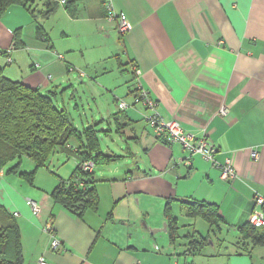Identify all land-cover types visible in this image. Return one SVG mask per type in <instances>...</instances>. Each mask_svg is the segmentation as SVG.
<instances>
[{
	"label": "crops",
	"instance_id": "obj_1",
	"mask_svg": "<svg viewBox=\"0 0 264 264\" xmlns=\"http://www.w3.org/2000/svg\"><path fill=\"white\" fill-rule=\"evenodd\" d=\"M113 3L116 11L127 15L126 33L108 20L105 0H32L27 6L10 7L0 18L4 75L51 93L69 113L72 108L85 112L84 101L91 107L104 90L112 92L114 104L110 99L101 103L86 127L95 126L99 137L102 132L117 135L113 142L119 141L121 150V141L136 144L126 149L123 164L95 168L100 207L83 217L51 197L64 177L55 174L51 181L42 176L40 183L29 184V190L21 184V193L13 187L19 188L23 178L4 169L0 204L19 213L25 264H38L42 256L50 264H212L210 257L216 254L207 247L214 241L198 250L189 247L191 240L214 234L206 220L189 217L184 209L176 217L178 238L172 240L163 229L168 228L164 203L172 196L181 207L179 200L189 198L218 204L224 222L217 244L224 248L223 236L232 234L242 250L228 258L234 255L233 264H247L245 251L254 237L247 230L252 227L249 216L262 210L255 196H264V0ZM142 89L157 100L164 120L177 119L187 131L211 141L219 162L230 156L236 175L223 178L220 165L201 155L188 161L189 154L179 144L158 136L146 119L152 112L141 103L134 105ZM124 99L133 107L119 113ZM70 116L78 130L86 128L79 129ZM70 144L77 148L80 142L71 137ZM106 148L101 146V151L121 154ZM253 150L259 152L257 159ZM68 157L74 165L65 179L80 163L76 155ZM150 185L156 186L152 196L163 201L156 200V211L148 207L149 200L138 197ZM7 186L18 198L7 196ZM29 199L42 204L40 215L33 213ZM50 222L61 241L57 248L51 247L42 229ZM259 229L264 236V226Z\"/></svg>",
	"mask_w": 264,
	"mask_h": 264
},
{
	"label": "trees",
	"instance_id": "obj_2",
	"mask_svg": "<svg viewBox=\"0 0 264 264\" xmlns=\"http://www.w3.org/2000/svg\"><path fill=\"white\" fill-rule=\"evenodd\" d=\"M29 1L32 0H0V18L10 7L27 6ZM50 12L48 11L46 16ZM41 30L43 29L39 26V31ZM19 34L20 31L17 30V39ZM39 36L49 40L43 32H40ZM133 66L135 67L133 71L136 73L137 65ZM119 110V113L125 111ZM71 137L80 142L77 148L70 144ZM57 149L65 151L68 156L76 155L80 163L69 179L60 178L59 184L51 193L54 203L80 217H83L89 209L98 210L100 195L94 176L95 168L109 164L121 155L102 152L101 139L95 126L78 130L67 108L58 105L51 93H44L22 81L12 80L0 71V172L10 163L15 162L7 169V173H18L26 182L33 185L38 171L48 167L50 158ZM24 156L34 161L33 170L21 169ZM87 160L94 162L93 171H84L80 167L82 162ZM179 202L189 217H201L208 222L211 229L215 230L214 232H221L224 221L219 213L218 204L191 198ZM165 213L169 218L166 208ZM167 226L172 240L178 238L177 218L172 222L168 219ZM258 228L252 226L247 230L254 235L253 241L264 242V236L259 235ZM211 240L213 241L209 234L199 241L191 240L189 247L198 250ZM0 264H25L22 233L17 218L1 204Z\"/></svg>",
	"mask_w": 264,
	"mask_h": 264
},
{
	"label": "rangeland",
	"instance_id": "obj_3",
	"mask_svg": "<svg viewBox=\"0 0 264 264\" xmlns=\"http://www.w3.org/2000/svg\"><path fill=\"white\" fill-rule=\"evenodd\" d=\"M11 49H13V46L11 47ZM1 52H2V50L0 48V54H1ZM130 76H131V73H130ZM84 99H85V97H84ZM108 99H110L111 103L114 104V94L112 92L110 93V92H106V90H104L103 94L98 99L99 100L98 104L97 103H93L91 105V107H88L87 102L84 101L83 105L85 106V112H84V110L82 108H80V110L78 112L74 111L73 108L70 109V113L72 114L75 122L79 126V129L82 130L83 127H86L87 121L93 123L92 120H93L94 117H96V114H97V112L99 110V107H100L101 103L106 102V100H108ZM124 100L131 105L129 107V109L133 107L131 102L128 99H124ZM59 101H61V96L59 97ZM104 126H105V128H108L107 124L104 125ZM116 136L117 135L108 136V135H106L103 132L100 133L101 146H102L103 150L107 149L106 147L109 146L113 150L117 151L118 153H121L120 154L121 155L120 158H117V160L112 161L111 163H109L111 165L105 164L103 166L109 165V166L114 167V166L123 164L124 161H120V160L128 158V157L124 156L125 153L129 154V151H127L126 149L129 146H135L136 145L135 143H131V145H130V144H126L123 141H121V145L120 146L123 147V149L121 150L120 148H117V145L120 142L119 141L118 142H113V139L117 140ZM125 141H127V139H125ZM127 160H130V159H127ZM32 162H33V160L31 158H28V156L27 157L24 156L22 158V170H24V171H30V169L33 170L35 168V166H33ZM73 165L74 164H73L72 158H69L67 153H65V151H61V150L57 149L52 154V156L50 158V162L48 163V167L40 169V172L37 175V179H36V183L35 184L40 183V178L42 176L47 178L48 180H51V181H52L53 177H55V174L57 176H61V177L66 178L65 175H68L71 172V170L73 168ZM10 166H12V163H10L7 166L8 169L10 168ZM28 168H29V170H28ZM102 168H103L102 165H100L98 170H100ZM25 169H27V170H25ZM75 169H77V165L75 166L73 171H75ZM3 173H4V171H3ZM7 177H9L10 180H13V177H15V176L14 175H12V176L10 175V176H7ZM6 180L8 182V185H10L12 187L11 182L8 179H6ZM23 180L20 183H18V184H20L19 188L13 187V189H15L16 191H20L22 193L23 187H21V184H23L25 186V188H27V190H29V188H31L29 186L30 183L25 182L26 180H24V182H23ZM3 181H4V174L0 175V183L2 184ZM10 186L5 187V189H6L5 191H7V196L9 195V197H12L13 200H15L16 198H18V197H16L17 194L10 190V188H9ZM155 189H156L155 185H150L148 187V189L145 192H143L142 198L140 196H138L140 200H149V206L148 207L153 208L154 211L158 210V208L155 205L156 200H160V199H157L154 196H152V193L155 192ZM172 192H173V190H171V189L168 191V193H172ZM22 196H23V199H25V200L28 197V196H26V194H22ZM177 200L178 199L176 197L172 196V197L166 198V202L164 203V210L166 208L167 211L169 212V216L170 217L168 219L171 222L176 217H180L182 212H185L184 208L177 204ZM161 202L163 203V201H161ZM99 207H100V205H99ZM203 222H205V221H203ZM205 224H207V223L205 222ZM214 231L215 230L211 229V234L214 233V234H212V239L215 242V244L210 243L209 246L207 247L209 250L213 251L216 254V256H211L210 257L211 263L212 264H226L228 262V264H233V258L232 257L234 255H232L230 259L228 257L231 255L230 254L231 252L233 254H236L237 251H241L242 250V245H236L237 242L234 243L235 238L232 236V234H231V237L228 236L229 238H227V232H226L225 236H223V237H224V239H226L225 242H227V243H224V245H223L224 248L221 249L222 245L217 244L218 235H220V234L218 232H214ZM262 231H263V229H259V233L260 234H262ZM218 241H222V240H218ZM248 244H249L248 248H247L248 251H245L246 252L245 253V257L247 258L246 259L247 264H264V242H257V241H253V239H250ZM228 259H229V261H228ZM197 264H202V262H199Z\"/></svg>",
	"mask_w": 264,
	"mask_h": 264
},
{
	"label": "built area",
	"instance_id": "obj_4",
	"mask_svg": "<svg viewBox=\"0 0 264 264\" xmlns=\"http://www.w3.org/2000/svg\"><path fill=\"white\" fill-rule=\"evenodd\" d=\"M65 2V0H61ZM106 7L108 10L107 18L110 21L117 22V28L119 32L126 33L130 30V24L127 15L124 12L116 11L114 7L113 0H105ZM2 53V52H1ZM62 58V55H59ZM10 60V58H9ZM143 104L147 110L151 111L150 115L146 116L148 124L154 129L155 133L160 137H165L168 144H179L184 151L189 155L186 158L188 161L190 157L194 155H201L207 160L216 161L221 167V176L223 178H228L229 176H235L236 172L231 163V157L227 156L223 162L217 160V148L215 145L209 141L207 138H200L194 133L187 131L182 123L177 119L164 120L157 111V100H155L147 90L138 91L137 96L134 98V105ZM131 105L125 100H121L118 104L119 109L127 110ZM133 106V105H132ZM226 109L223 111L225 112ZM252 157L257 159L259 157V152L256 150L252 151ZM185 158V157H184ZM84 171H93L94 162L92 160H87L82 162L80 166ZM3 171L0 172L2 175ZM255 205L262 208L261 211H254L249 216V224L254 227L264 226V196H255ZM28 203L35 215H40L43 206L40 202L33 199H29ZM19 213L15 212L14 215L17 216ZM43 231L48 234L51 240V247L57 248L61 245V241L56 235L53 224L47 223L43 226ZM38 264H50L46 261L45 257L39 258ZM138 264V263H137Z\"/></svg>",
	"mask_w": 264,
	"mask_h": 264
},
{
	"label": "water",
	"instance_id": "obj_5",
	"mask_svg": "<svg viewBox=\"0 0 264 264\" xmlns=\"http://www.w3.org/2000/svg\"><path fill=\"white\" fill-rule=\"evenodd\" d=\"M165 225H166V224H165ZM163 229H164L165 231H166V230H168V228H167L166 226H164V228H163Z\"/></svg>",
	"mask_w": 264,
	"mask_h": 264
}]
</instances>
